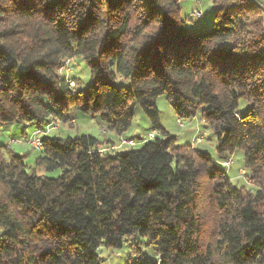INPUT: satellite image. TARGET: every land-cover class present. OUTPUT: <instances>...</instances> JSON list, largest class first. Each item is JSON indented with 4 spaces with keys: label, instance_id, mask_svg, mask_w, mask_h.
<instances>
[{
    "label": "trees",
    "instance_id": "trees-1",
    "mask_svg": "<svg viewBox=\"0 0 264 264\" xmlns=\"http://www.w3.org/2000/svg\"><path fill=\"white\" fill-rule=\"evenodd\" d=\"M181 1L0 0V126L83 114L122 136L138 106L151 133L114 152L45 133L33 168L0 142V264H101L135 238L154 257L136 248L129 264H264V0H212L211 25L192 29ZM73 57L86 86L61 71ZM162 95L177 120L200 111L215 158L162 127ZM237 151L252 188L220 165ZM202 173L219 179L209 237Z\"/></svg>",
    "mask_w": 264,
    "mask_h": 264
},
{
    "label": "rangeland",
    "instance_id": "rangeland-1",
    "mask_svg": "<svg viewBox=\"0 0 264 264\" xmlns=\"http://www.w3.org/2000/svg\"><path fill=\"white\" fill-rule=\"evenodd\" d=\"M180 6L181 16L189 29L195 26L206 28L211 25L214 13V4L212 0H182ZM195 7L202 13L200 18L190 16ZM61 71L70 77H75L83 86H86L89 82L88 68L80 57L65 59ZM156 104L159 110L160 124L169 133L176 136L179 144H189L191 148L194 147L197 150L206 151L212 157H216L215 135L207 128L203 127L199 110L193 118L180 120L182 122L180 126L177 123L178 118L165 96H159L156 99ZM148 123L146 116L142 113L141 109L136 106L131 125L122 136L107 131V129L103 128L104 126H102V123L94 119L86 118L83 114H79L76 118V122L70 121L69 123L63 124L54 121L49 124V126L40 127L39 129H37L35 125L29 123H11L7 126H0V142L6 143L12 150L19 154L27 153L25 161L33 168L34 158L38 148L34 147L35 145L32 143V135L33 133L36 134L37 130L41 131L38 134L40 136L43 132L44 134L69 135L71 137L82 133L91 134L102 141L101 148L103 151L114 152L125 150L130 147L137 148L143 139L150 137L151 133L149 132ZM220 165L229 170L228 173H230V177L234 182H238L239 184L243 183L248 188L253 187L252 184L243 177L242 154L240 151H237L225 161L220 162ZM38 173H43V169H39ZM214 180L219 179L215 178ZM214 180L207 174L202 173L199 186V191L202 195L200 203L203 206L202 216L204 218V231L206 237L211 236L213 233L215 216L218 213L215 205L209 198ZM137 244H139L138 247H136ZM136 248L145 259L154 257L151 249L144 243H139V240L135 238L131 241H125L122 248H105L101 250V264H129V262L135 260L137 256L135 251Z\"/></svg>",
    "mask_w": 264,
    "mask_h": 264
},
{
    "label": "built area",
    "instance_id": "built-area-1",
    "mask_svg": "<svg viewBox=\"0 0 264 264\" xmlns=\"http://www.w3.org/2000/svg\"><path fill=\"white\" fill-rule=\"evenodd\" d=\"M201 15H202L201 11H200L197 7H195V14H194L193 17H195V18H200ZM70 85H73V83L71 82ZM177 123H178L180 126L182 125V122H181L180 120H177ZM42 134H44V132H43ZM39 136H40V135H38V134H33L32 143H33L35 146H34L32 143H31V144H32L34 147H36V148H40V147H41L40 137H39ZM29 141H30V140H29ZM30 142H31V141H30ZM37 146H39V147H37Z\"/></svg>",
    "mask_w": 264,
    "mask_h": 264
},
{
    "label": "bare ground",
    "instance_id": "bare-ground-1",
    "mask_svg": "<svg viewBox=\"0 0 264 264\" xmlns=\"http://www.w3.org/2000/svg\"><path fill=\"white\" fill-rule=\"evenodd\" d=\"M194 14H195V8L193 9V11L191 12V14H190V16H194ZM47 126H49V124L47 125ZM41 131L40 130H37V132H36V134H39ZM155 133V132H154ZM157 134V133H156ZM156 136V135H155Z\"/></svg>",
    "mask_w": 264,
    "mask_h": 264
},
{
    "label": "water",
    "instance_id": "water-1",
    "mask_svg": "<svg viewBox=\"0 0 264 264\" xmlns=\"http://www.w3.org/2000/svg\"><path fill=\"white\" fill-rule=\"evenodd\" d=\"M260 7H261V10L263 11V13H264V6H262V5H259Z\"/></svg>",
    "mask_w": 264,
    "mask_h": 264
},
{
    "label": "crops",
    "instance_id": "crops-1",
    "mask_svg": "<svg viewBox=\"0 0 264 264\" xmlns=\"http://www.w3.org/2000/svg\"><path fill=\"white\" fill-rule=\"evenodd\" d=\"M34 134V133H33ZM33 136V135H32Z\"/></svg>",
    "mask_w": 264,
    "mask_h": 264
}]
</instances>
